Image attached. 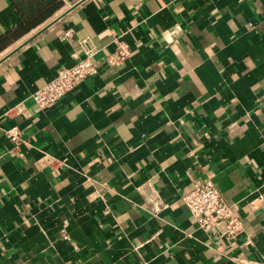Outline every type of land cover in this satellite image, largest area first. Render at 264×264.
I'll return each mask as SVG.
<instances>
[{"label":"crops","instance_id":"0c3cea01","mask_svg":"<svg viewBox=\"0 0 264 264\" xmlns=\"http://www.w3.org/2000/svg\"><path fill=\"white\" fill-rule=\"evenodd\" d=\"M60 2L24 31L0 0V264H264V0ZM82 40L98 71L38 110ZM118 40L131 54L110 65ZM18 103L29 117L5 115ZM207 178L234 237L182 200Z\"/></svg>","mask_w":264,"mask_h":264},{"label":"built area","instance_id":"2783aa9c","mask_svg":"<svg viewBox=\"0 0 264 264\" xmlns=\"http://www.w3.org/2000/svg\"><path fill=\"white\" fill-rule=\"evenodd\" d=\"M60 37L62 39L71 38L72 30L70 28L65 29ZM80 45L83 53L82 58L70 67L59 68L51 80L31 93V98L38 110H43L55 103L82 80L98 71V61L94 59L96 48L87 43L86 40H82ZM130 54L131 50L127 44L118 40L114 50L107 56L106 62L110 65L121 66ZM17 114L23 115V117L30 116L29 110L23 103H18L5 112L8 117ZM2 132L6 140L12 144L11 151L15 150L23 141L21 129L17 125L4 127ZM182 200L197 227L211 236L230 238L241 231L242 222L240 218L224 201L211 179L207 178L193 187L184 194ZM257 200L261 201V198H254L250 201L252 207L255 208L258 205ZM152 210L156 211L157 207L152 206Z\"/></svg>","mask_w":264,"mask_h":264},{"label":"trees","instance_id":"16d2710c","mask_svg":"<svg viewBox=\"0 0 264 264\" xmlns=\"http://www.w3.org/2000/svg\"><path fill=\"white\" fill-rule=\"evenodd\" d=\"M13 3L22 17V22L25 23L22 27L24 31L35 27L55 12L61 4L60 0H13Z\"/></svg>","mask_w":264,"mask_h":264}]
</instances>
